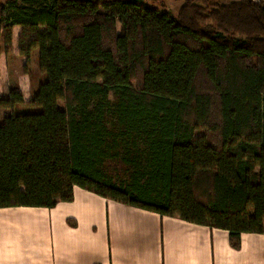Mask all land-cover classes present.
<instances>
[{
    "label": "trees",
    "instance_id": "16d2710c",
    "mask_svg": "<svg viewBox=\"0 0 264 264\" xmlns=\"http://www.w3.org/2000/svg\"><path fill=\"white\" fill-rule=\"evenodd\" d=\"M182 1H0V79L15 39L46 75L29 100L0 90V208L80 187L235 248L264 233V1Z\"/></svg>",
    "mask_w": 264,
    "mask_h": 264
},
{
    "label": "crops",
    "instance_id": "0c3cea01",
    "mask_svg": "<svg viewBox=\"0 0 264 264\" xmlns=\"http://www.w3.org/2000/svg\"><path fill=\"white\" fill-rule=\"evenodd\" d=\"M161 215L75 187L55 207L0 208V264H264V233Z\"/></svg>",
    "mask_w": 264,
    "mask_h": 264
},
{
    "label": "rangeland",
    "instance_id": "374dc122",
    "mask_svg": "<svg viewBox=\"0 0 264 264\" xmlns=\"http://www.w3.org/2000/svg\"><path fill=\"white\" fill-rule=\"evenodd\" d=\"M0 1L2 2L5 0ZM212 1L228 3L233 0ZM143 2L147 6H156L160 10L163 9L164 5L166 9L174 15L177 14L180 6L183 3L182 0H143ZM13 46L14 48L12 49V52L5 59L7 70L0 79V90L3 96L7 97L10 89L18 85L23 89L26 100H29L31 94L36 92L39 84L46 78V75L40 69L39 50H34L29 61H26V59L18 53V44L16 39ZM25 108V106H20L17 108V111L23 110ZM11 112V109H2L0 111V123L2 122L3 118L10 115ZM110 171L115 177L125 176V169L122 167V165L112 164L110 166Z\"/></svg>",
    "mask_w": 264,
    "mask_h": 264
},
{
    "label": "built area",
    "instance_id": "2783aa9c",
    "mask_svg": "<svg viewBox=\"0 0 264 264\" xmlns=\"http://www.w3.org/2000/svg\"><path fill=\"white\" fill-rule=\"evenodd\" d=\"M264 1V0H263Z\"/></svg>",
    "mask_w": 264,
    "mask_h": 264
}]
</instances>
